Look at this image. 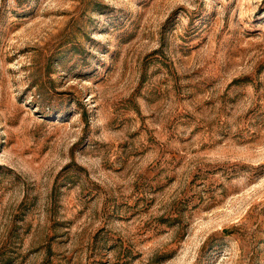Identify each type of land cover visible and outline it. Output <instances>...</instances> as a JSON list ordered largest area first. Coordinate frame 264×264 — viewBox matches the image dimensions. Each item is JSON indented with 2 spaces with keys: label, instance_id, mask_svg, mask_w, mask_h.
<instances>
[{
  "label": "rangeland",
  "instance_id": "obj_1",
  "mask_svg": "<svg viewBox=\"0 0 264 264\" xmlns=\"http://www.w3.org/2000/svg\"><path fill=\"white\" fill-rule=\"evenodd\" d=\"M0 264H264V0H0Z\"/></svg>",
  "mask_w": 264,
  "mask_h": 264
}]
</instances>
